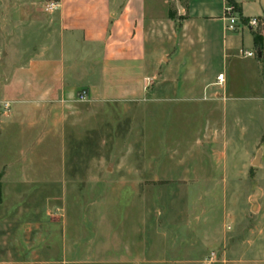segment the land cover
<instances>
[{
  "label": "rangeland",
  "instance_id": "obj_1",
  "mask_svg": "<svg viewBox=\"0 0 264 264\" xmlns=\"http://www.w3.org/2000/svg\"><path fill=\"white\" fill-rule=\"evenodd\" d=\"M213 58H194L212 64L190 90L171 91L181 74L163 68L142 98H76L45 170L52 214H66L84 247L123 233L134 246L142 232L161 264H264L262 76ZM218 70L224 94L206 85Z\"/></svg>",
  "mask_w": 264,
  "mask_h": 264
},
{
  "label": "crops",
  "instance_id": "obj_2",
  "mask_svg": "<svg viewBox=\"0 0 264 264\" xmlns=\"http://www.w3.org/2000/svg\"><path fill=\"white\" fill-rule=\"evenodd\" d=\"M46 1L0 0V264H161L148 260L146 233L134 246L123 233L84 247L66 214H52L49 140L80 90L91 100L142 98L144 77L163 68L181 74L171 91L180 81L190 90L193 72L212 64L194 63L197 55L215 53L217 65L256 72L264 86V0H57L53 10ZM226 1L258 16L260 30L226 31ZM242 47L261 55L242 56ZM225 76L206 85L224 94Z\"/></svg>",
  "mask_w": 264,
  "mask_h": 264
},
{
  "label": "built area",
  "instance_id": "obj_3",
  "mask_svg": "<svg viewBox=\"0 0 264 264\" xmlns=\"http://www.w3.org/2000/svg\"><path fill=\"white\" fill-rule=\"evenodd\" d=\"M59 5V2L57 0H48L46 7L47 9H55ZM223 17L225 18V30L226 31H237L240 30L242 27L246 26L248 28L253 29L254 31H259L260 30V24L261 20L259 19L258 16H250L248 18H245L238 10V8L231 2V1H226L224 5V13ZM240 53L242 56L249 57V56H254V57H259L261 55V50L259 48L256 49H249V48H241ZM224 81V73L219 72L216 75V83L220 84L223 83ZM150 84V77L145 76L144 77V85L143 87L147 89V87ZM86 91L84 89L80 90L78 96L80 98H85L86 97ZM7 105V103H5Z\"/></svg>",
  "mask_w": 264,
  "mask_h": 264
},
{
  "label": "trees",
  "instance_id": "obj_4",
  "mask_svg": "<svg viewBox=\"0 0 264 264\" xmlns=\"http://www.w3.org/2000/svg\"><path fill=\"white\" fill-rule=\"evenodd\" d=\"M254 40H255V42H259L260 41V36L258 34H255L254 35ZM0 176H1V173H0Z\"/></svg>",
  "mask_w": 264,
  "mask_h": 264
},
{
  "label": "water",
  "instance_id": "obj_5",
  "mask_svg": "<svg viewBox=\"0 0 264 264\" xmlns=\"http://www.w3.org/2000/svg\"><path fill=\"white\" fill-rule=\"evenodd\" d=\"M256 161H257V158H255L254 162H256Z\"/></svg>",
  "mask_w": 264,
  "mask_h": 264
}]
</instances>
